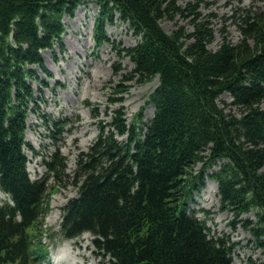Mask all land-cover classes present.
<instances>
[{
  "label": "trees",
  "instance_id": "1",
  "mask_svg": "<svg viewBox=\"0 0 264 264\" xmlns=\"http://www.w3.org/2000/svg\"><path fill=\"white\" fill-rule=\"evenodd\" d=\"M82 1L0 0V189L14 202L0 205V264H41L35 237L51 178L61 184L72 177L78 187L65 206L64 236L91 232L112 264H236L235 242L212 233L188 203L205 176L216 181L221 207L235 218L254 211L243 225L264 247V7L238 8L242 39L233 43L223 30V42L212 49L214 14L203 17L200 2L94 0L97 46L110 41L105 28L118 17L140 37L118 53L133 62L125 80L158 78L147 99L154 114L145 119V104L128 121L117 110L112 127H100L69 175L58 146L69 121L42 108L34 82L49 87L39 73L53 75L43 51L56 45L64 51V18ZM178 16L190 18L192 29L162 26ZM224 93L232 100L222 106ZM31 113L56 147L36 180L25 150H34L26 139Z\"/></svg>",
  "mask_w": 264,
  "mask_h": 264
},
{
  "label": "rangeland",
  "instance_id": "2",
  "mask_svg": "<svg viewBox=\"0 0 264 264\" xmlns=\"http://www.w3.org/2000/svg\"><path fill=\"white\" fill-rule=\"evenodd\" d=\"M194 1L200 2L197 10L203 17L208 18L214 14L212 26L216 34L210 44L212 49L218 48L223 42V30L233 43L242 39L235 13L238 8L253 4L264 7V1L258 0ZM178 2L184 4L185 0ZM98 11L99 5L96 1L83 0L73 17L64 18V51L57 45L52 50L43 51L45 63L53 75L48 77L40 70L39 73L48 80L49 87L34 82L36 96H44L40 100L42 108L54 118L63 117L69 121L58 144L66 157V173L69 175L76 168L79 153L89 149L99 134L100 127H112L117 110H121L124 113L123 118L128 121L145 104V119H150L154 114V106L147 104V99L157 85L158 78L149 82H139L136 78L125 80L124 76L133 69V62L128 56L118 53L124 47L135 45L140 37L134 33L128 21H122L118 17L105 28L110 41L97 46L93 33ZM189 21L190 18L186 16H178L176 21L163 20L162 26L170 31L178 22L192 29ZM231 100V95L224 93L219 102L224 106V102L230 103ZM29 123L26 135L34 151L27 149L28 169L31 177L37 179L47 173L44 160L50 159L56 147L38 115L31 114ZM118 138L126 139V135ZM201 165V162L198 163L191 173L197 174ZM66 179L61 184L55 183L53 178L49 180L48 209L35 237V242L41 243L40 248L44 251L43 255L45 254L41 264H112L110 257L94 245L93 237L89 233L75 238H66L62 234L64 207L79 195L73 178ZM54 184L56 186L52 188ZM0 200H4L1 193ZM188 203L201 219H205L212 233H225L235 242L233 260L236 264H264V247L257 244L255 237L242 221L246 218L255 219L254 211L235 218L232 210L223 209L218 185L209 176H205L203 184L192 190ZM233 220H236L235 225L231 224Z\"/></svg>",
  "mask_w": 264,
  "mask_h": 264
},
{
  "label": "bare ground",
  "instance_id": "3",
  "mask_svg": "<svg viewBox=\"0 0 264 264\" xmlns=\"http://www.w3.org/2000/svg\"><path fill=\"white\" fill-rule=\"evenodd\" d=\"M81 9H82V6L79 8L78 13H80ZM215 191L217 192V187L215 188Z\"/></svg>",
  "mask_w": 264,
  "mask_h": 264
}]
</instances>
